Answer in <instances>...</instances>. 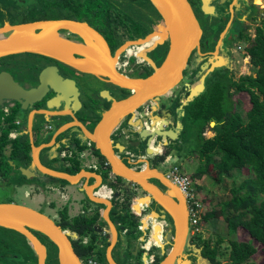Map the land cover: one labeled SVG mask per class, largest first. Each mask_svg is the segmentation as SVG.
Here are the masks:
<instances>
[{
    "label": "flooded vegetation",
    "instance_id": "flooded-vegetation-1",
    "mask_svg": "<svg viewBox=\"0 0 264 264\" xmlns=\"http://www.w3.org/2000/svg\"><path fill=\"white\" fill-rule=\"evenodd\" d=\"M3 1V6H0V13L6 16H13V13L16 11L18 13L24 12L25 8L34 2L33 0H14L11 1V4H9V0ZM128 2L132 5L127 8L125 6H120L118 9L119 12L117 13V15L110 18L111 21L109 22V24H106V21L101 18L96 20L95 23H90L87 20L78 21H84L88 26L93 28L100 35L111 57L114 56V51L118 47H120L118 55L115 57L114 60L110 61L117 71L129 77H145L152 71L151 69V71L146 74L147 68H152V66L151 63L144 58V56L149 58L151 62L156 66L157 64H155L153 54L156 51L158 52L162 49L165 54L168 42L165 41L161 45L155 47L153 50L144 51V55L142 56L140 53L142 49L146 48V44H134L133 42L128 41H136L137 39H143L146 34H148V32L151 30V27L158 20H161L160 15L153 7V11L150 10L149 12H147L146 10H144L141 11V14H138L137 17H134L135 14L131 13L135 12V10L133 9L134 7L138 6V4L137 2H135V0H128ZM187 2L190 5L192 13L200 28L198 48H194L190 51V54L186 59L184 69L181 72L182 76L179 82L171 89L169 94L165 98H163V100H161L163 101L162 104L164 105L158 107L159 112H157V114H155L156 112H151V114L147 113L149 118L147 124L149 125L146 127V131L143 132V128L139 129V122L137 123L135 129L139 130L137 134H132L133 137L131 138L132 142L138 141L137 145L128 146L127 144L129 148L124 147L123 149L130 150L133 153L134 158L132 161H129L125 157V160L122 159L124 162L128 161L138 166L144 164H148L150 166H157L159 164L164 163L167 155L170 153L169 151L171 146L180 144V136L181 134L184 135L186 130L184 128L183 122L185 121V123H187V129L190 128V124L183 117L184 113L181 112V109L183 110V107L187 104L189 100L186 99L189 90L198 84L199 78L204 72L203 70H201V66H204L205 64L206 66H209L211 62L219 65L215 66L204 76L202 81L203 88L200 92H202L205 88L207 77L212 74V76L215 75L219 77L220 84L224 87H227L226 90L231 95L233 93L243 94V92L234 91V86L232 85V82L237 81L238 78L243 74H239L237 77L231 74L230 66L232 60L229 56H232V54H234L236 51L239 52L235 45V42L237 41V35L241 33L250 35L248 33V25L250 23L255 22V26L262 19H264V0H204L203 2L202 0H187ZM119 4L123 5L124 3L119 1ZM123 13H125V15H123ZM20 16H18L17 21H11V19L4 18L2 24L4 22H7L9 24L27 22L21 21ZM2 24H0V26ZM204 24L206 26V29ZM252 29H254V27ZM56 32L58 33L57 35H59L58 37L63 41L70 43L73 42L81 46L86 44L85 38L79 34L73 33L66 29H58ZM155 38L156 36L153 35L147 38L145 41L148 40V43H150ZM114 42L116 44L115 46H113ZM213 51H215V54L213 53ZM19 54L32 55L33 58L30 62L31 66L28 67L25 72L17 73L18 77H15L12 72V67L17 66L18 61L15 56ZM72 55L74 57H79V55H76L75 53H72ZM36 56H40L41 58H36ZM162 58L163 57H161L160 60H162ZM0 59L7 60L0 62V71L8 72L11 75L12 79L18 85L24 88L35 86L37 84L38 71L43 66L48 64L55 65L57 67V73L62 77H70L74 79L76 81V85L79 91L78 98L81 101L80 109L77 110L74 114L76 118L81 121L87 129L92 128L95 122L91 127H89V123H87V121H82V118L86 117L82 116L81 112L83 107L88 103V101L96 99L97 92L100 89H107L109 95L114 99H118L127 95L125 93L126 89L117 88L114 85L106 81L99 80L92 75H90V77H86L83 73H78L67 65L57 60L43 57L38 53L20 52L0 57ZM138 72L140 73L137 74ZM4 90H6L5 85ZM1 92H3V90H1ZM200 92H198L197 94H199ZM234 101L236 105L238 99L236 98L234 99ZM105 102H107V105L104 107L106 108L108 107L110 100L106 101L105 99H103L101 101H98V117H100V112L103 110L102 106ZM234 107L232 104L231 110H233ZM23 111L25 110H20L19 105L16 102L9 101L6 97L2 96L0 100V188L6 187L8 185V178L10 172L13 176L16 175L17 178H22V180L30 181L40 179L42 177H44V180L46 179V177L41 174H38L34 178L26 179L16 169L17 166L25 167L31 163L30 138L32 143L34 144V130H36L37 126L41 124V122H39L40 118H38L39 114L33 113L31 117V125L29 131L27 128V114L29 112V109H26L25 115L21 117V115L18 113H21ZM93 114L91 115V117L88 118L91 121L94 118ZM136 120L137 116L134 117L133 121ZM151 120H155V124L151 125ZM54 121L55 120L53 117L50 122H46L48 128H43L44 131H48L49 129H51L52 124L56 123ZM66 121H70V118L63 117L60 123L62 124ZM10 122L14 124V129L10 128ZM210 122L206 124L203 127V130L201 131V135L204 138H208V136H204L205 127H208L206 129L208 132H213V123L210 124ZM60 123L56 125V128L60 125ZM157 124H160L162 126V131H165L166 129H171L175 134V137L173 139H169L166 136L164 138H161L160 136H156V134H149V132L155 131L157 129ZM15 125L18 127H16ZM120 128L121 126H118V129ZM69 129L70 128L68 127L65 128L64 132L66 134L63 133V135H67ZM191 129V137L188 139L192 140L193 138V141H195V137L193 134L194 125L191 126ZM119 131H117L116 133H118ZM114 133L115 131L112 134ZM138 133L141 135L142 141H140V138H138ZM112 134L109 136L110 138ZM188 135L185 136L188 137ZM23 136H26L27 143L29 144V159L26 161L21 157L10 158L9 153L11 148V142L17 139L23 140L21 139ZM63 138L64 136H60L58 141L54 142V145L56 147L55 156L54 160L51 162L52 164L57 163L59 166L63 165L62 159L61 157H59V150L61 147L68 145V143L70 142V139L63 140ZM69 146L71 145L69 144ZM155 148L158 149V152L153 151ZM141 149L144 150L142 157L139 154V150ZM146 150L152 151V153L146 154ZM114 153L117 154L116 150H114ZM40 155V152H38V161L41 165H45L42 164L40 160ZM161 156H163V158H161ZM10 163L14 165V169L11 168ZM63 167L66 168L68 166L63 165ZM165 177L168 181H170L167 176ZM148 181L156 185V187H158V189H160L162 192L166 193V191H168V189L163 187L157 180L148 179ZM12 185L15 186V183H12ZM51 186L61 188V191L64 192L62 185L57 184ZM114 189L118 192V194L111 199L112 205L107 212L108 218L113 223L112 227H110L108 223L102 220V207L97 208L99 212V217L97 218L96 223H94V225L92 226L91 231H85L84 234L80 235L76 230L67 227L69 229L68 239L70 242V246L74 254L76 255L79 263L111 264V261L114 264H149L147 262V255L148 253H151L149 252L151 249L153 250V254L163 257L170 247L172 237V222L167 212L162 210V208H160L156 204H154L151 197L147 194H140V196H130L131 191H135L134 187L128 185L126 181L122 179L117 182V187H114ZM65 195L68 201V196L66 193ZM133 197H135L136 201L132 204L131 208L129 207V205L130 202L132 203ZM114 203H117V208L114 207ZM138 205L142 207L139 208ZM94 208L95 205L91 204L88 210H83L81 213H74V215H71L69 217L80 214L82 216L91 215ZM58 218L59 215L55 213L54 219L56 220H54L53 218L52 220L57 224ZM122 219L128 221H135V226H123ZM151 224L155 230L153 233V238L149 239L146 242V245L153 243L157 247H151L148 252H145L142 248H140V237H142L144 230L149 228ZM112 228L114 230V235L112 233ZM5 229L10 231V233L8 236L5 233V237L7 238L6 241H4V238L2 236L3 233H0V237H2L3 239V242H0V244L3 245L2 247H4L0 248V264H36V254L30 247V250L25 253L23 245L21 244L18 236L19 233L12 229ZM30 231L44 246L43 264H58L57 250L53 243H51L44 235L34 230ZM193 241L194 239L187 228V236L185 239L183 250L181 251V255L174 262V264H200V262L196 260V252L193 251L191 245L193 244L200 250L201 247L200 245H195ZM14 242H16V244H14ZM8 243H10V245H8ZM109 245L110 247L107 251V247ZM160 260H158L156 264H158ZM9 261L11 263H8Z\"/></svg>",
    "mask_w": 264,
    "mask_h": 264
},
{
    "label": "water",
    "instance_id": "water-1",
    "mask_svg": "<svg viewBox=\"0 0 264 264\" xmlns=\"http://www.w3.org/2000/svg\"><path fill=\"white\" fill-rule=\"evenodd\" d=\"M149 1L162 19L151 27L143 39L128 42L146 44V48L142 49L140 53L142 56L144 51L153 50L165 41L168 42V45L158 66H155L149 58L144 56L152 66V71L145 77H129L117 71L110 61L118 55L120 47L114 51V56L111 57L100 35L84 21L67 18L40 19L14 24L4 22L0 26V35H3L0 39V57L20 52L38 53L43 57L57 60L78 73L92 75L117 88L129 91L126 96L114 99L109 95L107 89H100L96 99L88 101L81 112L82 116L89 118L93 113L99 112H97L98 101L110 100L108 107L100 112V117L92 128L87 129L74 114L81 107L76 81L70 77L59 75L57 67L53 64L43 66L38 71L37 84L28 88L18 85L8 72L0 71V100L3 96L9 101L16 102L20 110L29 109L27 114L29 131L33 113L41 116L39 122L43 123L42 127L53 117L56 123H60L63 117L70 118V121L60 123L54 131L53 138L63 135L64 129L68 127L70 129L67 135H64L63 140L78 139L80 144L88 139L93 144L92 149H96L104 158L114 177L126 181L128 185L134 187L136 192L147 194L154 204L167 212L172 222V237L168 251L158 264H174L181 255L187 236V209L183 195L176 185L166 179L164 173L156 165L144 164L135 169L128 167L126 162L114 153V150L116 152L124 151L125 145L121 141H125L128 146L137 145L138 141H131L132 134H137L140 128H143V132L146 131V127L149 125L147 124L148 114L159 112L158 107L164 105L161 100L179 82L190 51L198 48L200 28L187 0H155L164 14L159 11L152 0ZM58 29H66L81 35L85 38L86 44L81 46L61 40L57 36ZM153 35L156 36L153 41L150 43L148 40L145 41ZM72 53L79 57H74ZM213 53L215 54V51ZM215 66L219 65L211 62L209 66L206 64L201 66V70L204 72L201 74L198 84L189 90L186 99L192 98L202 90L204 76ZM4 85L6 90H4ZM181 112H183L182 109ZM135 116H137V120L133 121ZM138 122L139 129H135ZM212 123L210 122V124ZM150 124H155V120H151ZM118 126L121 128L116 133V141H114L109 136L118 129ZM161 127L160 124H157V129L149 134H156L161 138L166 136L169 139L175 137L171 129L162 131ZM138 138L142 141L139 133ZM30 142L31 163L25 167L17 166V171L26 179L41 174L48 178L63 180L68 184H77L83 175L91 173L93 177H97L98 182L94 185L83 184L82 187H79V191H83L86 198L94 205H102V220L112 227L113 223L107 215L112 205L111 199L99 198L92 194V190L98 187L103 179L107 185H111L112 180L83 169L69 174L57 169L59 167L57 163L52 164L51 168L41 165L38 161V152L42 148L53 146V142L51 145L47 143L34 145L31 138ZM143 153V149L139 150L141 157ZM145 153L151 154L152 151L146 150ZM10 166L14 169L12 163ZM148 179L157 180L168 191L162 192ZM117 194L118 192L115 191L112 197L114 198ZM0 226L12 229L24 237L37 256L36 264H43L44 246L30 230L44 235L53 243L57 250L58 264H80L70 246L69 229L61 228L51 217L34 208L14 202H0ZM112 233L114 235L113 228ZM110 245L107 247V251ZM191 246L196 252V260L200 264H212L200 255L198 247L193 244ZM110 263L114 264L111 261Z\"/></svg>",
    "mask_w": 264,
    "mask_h": 264
},
{
    "label": "trees",
    "instance_id": "trees-1",
    "mask_svg": "<svg viewBox=\"0 0 264 264\" xmlns=\"http://www.w3.org/2000/svg\"><path fill=\"white\" fill-rule=\"evenodd\" d=\"M11 1L14 0H9V4ZM33 1L24 12H19V14L16 11L13 16L21 15V21L69 18L87 20L90 23H95L101 18L109 24L111 15H117L120 6L127 8L132 5L128 0ZM119 1L124 4L120 5ZM237 40L245 42L244 50L248 55L251 72L241 75L237 81L232 82V85L234 91L246 94L249 107L244 110L243 114L239 110H231L226 106L224 108L223 100L226 98L227 87L221 85L219 77L212 76V74L207 77L204 90L189 99L183 107V117L190 127L194 125L193 150L203 162L193 172L192 178H200L209 170L213 172L217 181H221L224 176L232 175L233 171L239 173L244 167L249 173L243 176L236 186L229 189L228 198L220 201L217 208H210L204 212L200 218L204 222L220 218L226 228L227 244L221 247L220 237L210 244L209 239L201 238L199 232L192 234L194 244L201 247V256L212 264H220L217 257L222 254L223 249L227 250L226 259L229 264H251L249 258L257 249L253 246V241L259 243L264 252V19L254 26L252 36L241 33L237 35ZM125 93L128 94L129 91L125 90ZM238 101L239 105L243 102L239 99ZM210 121L213 122V135L204 138L201 131ZM76 147L79 150L82 149L80 144H76ZM28 150L29 144L24 136L23 140H19L18 143L11 142L9 157H21L27 161L29 159ZM93 152L100 162L104 161L96 149ZM70 162L71 165L61 171L73 174L80 169L75 156L70 159ZM106 168L108 170V166ZM114 179L121 180L119 177H114ZM111 185L117 187V182H112ZM85 199L90 202L86 197ZM99 207L102 205L95 204L93 212L88 216L80 214L69 217L65 209L58 211L57 224L61 228H72L82 235L85 231H91L96 223L99 217L97 210ZM114 207H118L117 203H114ZM122 222L123 226H135V221L122 219ZM240 228L248 234L247 240L235 238V233ZM0 229L5 228L0 227ZM18 236L27 253L30 250L29 246L22 235L18 234ZM0 242H3L2 237H0ZM161 258L162 256L154 254L152 263L156 264Z\"/></svg>",
    "mask_w": 264,
    "mask_h": 264
},
{
    "label": "rangeland",
    "instance_id": "rangeland-1",
    "mask_svg": "<svg viewBox=\"0 0 264 264\" xmlns=\"http://www.w3.org/2000/svg\"><path fill=\"white\" fill-rule=\"evenodd\" d=\"M3 0H0V6H3ZM137 2L138 6L134 7L133 10L135 12H132L131 14H135L134 17H137L138 14H141V11L146 10L149 12L150 10L153 11V5L149 0H135ZM140 11V12H138ZM113 17V15H111ZM11 19V21H17L18 16H10V15H3L0 13V24H2L3 19ZM160 19H162L160 17ZM160 21V20H158ZM157 21V22H158ZM246 23V22H244ZM255 23V22H254ZM254 23H250L248 25L249 27V36H252L253 32V27ZM205 26V24H204ZM206 29V26H205ZM252 34V35H251ZM245 44L244 41L237 40L235 42L236 48L237 46L243 47ZM115 42L113 46H115ZM235 47V46H234ZM157 52V51H156ZM155 52V53H156ZM155 53L153 54V57L155 59V64L156 66L159 65L161 62V57L163 55V49L159 50L156 55ZM233 56V57H232ZM232 56H229L231 61V74L235 77H237L239 74H248L250 71V64L248 57H245L242 53L236 51ZM15 58L18 61L17 66L12 67L13 68V74L15 77H18L17 73H23L26 71L28 67L31 66L30 62L31 59L33 58L32 55H27V54H19L16 55ZM36 58H41L40 56H36ZM3 59V58H2ZM1 61H7V60H2ZM151 67L147 68L146 74L151 71ZM16 73V74H15ZM84 76L90 77V75L84 74ZM230 92V91H229ZM228 93L226 90V98L223 100L224 108L225 106L230 109L235 105L234 99H239L240 101L242 100V104L239 105V101L237 102V106L235 105L234 109L239 110L242 114L244 110H246L249 107V103L247 101V96L246 94H241V93H233L232 95ZM232 96V97H231ZM107 105V102L104 103L102 106V109H105L104 107ZM244 106V108H243ZM107 108V107H106ZM25 111L18 113L23 117L25 115ZM98 113H94L93 116L94 118L92 119L91 123L88 125L91 127L94 122H96L99 117L97 115ZM44 122V121H43ZM59 123V122H58ZM58 123L52 124L51 129L48 131H44L42 127V122L39 124L34 130V136L37 135L39 132H44L45 134V139L49 137V135L54 131L56 125ZM185 130V134H181L180 136V144L179 145H173L170 147V153L167 155L165 161L163 164L157 165L158 169L165 173L171 165H177L179 167V170L183 172L185 175L189 176V179L191 180V188L194 193V199L197 201L199 205V210L200 212H206L210 208H217L218 203L222 201L223 199H226L230 196V188L233 186H236L239 182V180L245 176L248 175L247 169L244 167L240 170L239 173L236 171L232 172V175L230 176H224L222 177L221 181L215 180V177L213 175V172L209 170L208 172L204 173L201 175L200 178H192L193 172L199 168L203 162L202 159H200L196 151L193 150V138L188 139L191 137L192 129L186 128L185 121L183 122ZM10 128L14 129V124L12 122L9 123ZM16 126V125H15ZM18 127V126H16ZM208 127H205V133L204 136H212L213 132L212 131H207ZM120 129H117L114 134H112L111 138L116 141V132L119 131ZM191 131V133H190ZM189 134V135H188ZM185 135H188L186 137ZM24 136L21 138L23 139ZM15 143L19 142V139L14 141ZM35 142L38 143L39 139H35ZM124 143L126 148H129L127 146V143L125 141H121ZM86 148V147H84ZM119 157L125 160V156L123 152H117ZM13 158V157H12ZM40 160L42 164H46L44 166L51 168L52 163H50L43 155H40ZM126 165L128 167H133L137 169L139 167L138 165L131 163V162H126ZM86 169V167H84ZM57 169H62L65 170L66 168L63 167V165L59 166ZM72 172V170H71ZM98 173L101 174L102 176H105L106 172L103 170H98ZM113 182H118L116 179H112ZM32 182V183H30ZM104 182V179H103ZM12 183H15V186L12 185ZM20 183V184H19ZM56 183H63L64 184V192L68 196V201L63 200L58 197L56 192L54 190H50L48 187L51 185H55ZM49 185V186H45ZM140 193L136 191H131V195H139ZM83 194L79 192L75 187H72L70 184L66 182H61L60 180L49 178L45 179L42 177L40 179L36 180H22V178H17L16 175L13 176L12 173L10 172L9 178H8V185L6 187L0 188V202H14L18 204H23L26 206H29L31 208H34L47 216L51 217L54 219L55 213L58 214V211H61L65 209L66 215L69 213L74 214L77 210L82 209V210H88L89 206H91L92 203L86 201V199L82 196ZM56 220V219H54ZM198 231L201 234V238L203 239H209V243L212 244L216 238L220 237L221 239V247L223 245L227 244V238H226V228L224 225V222L220 219H210L209 222H204L200 219L199 225H198ZM0 233H3V238L4 241H6L5 233L8 236L10 231L6 229H0ZM189 233L192 235V233L189 231ZM1 236V235H0ZM248 234L246 231L242 230L241 228L237 230L235 233V238L237 240H247ZM15 244V242H14ZM253 246H256L255 252L250 256L249 261L251 264H262L264 262V252L261 250V245L255 241L252 242ZM10 245V243H8ZM3 245L0 244V248ZM17 246V245H16ZM149 252H153L151 249ZM227 256V250L223 249L222 254H220L217 259L219 260L220 264H229L228 260L226 259ZM8 263H11L10 261ZM3 264V263H1Z\"/></svg>",
    "mask_w": 264,
    "mask_h": 264
},
{
    "label": "built area",
    "instance_id": "built-area-1",
    "mask_svg": "<svg viewBox=\"0 0 264 264\" xmlns=\"http://www.w3.org/2000/svg\"><path fill=\"white\" fill-rule=\"evenodd\" d=\"M237 49L239 50L240 53L243 54L244 59H245V57H248V55H246V53H245L244 45H243V47L237 46ZM43 128L44 129L48 128V125L45 123ZM80 145H83V148L81 150H78V152H77L78 158H84L86 156L92 155L93 150H94V149H92L93 144L88 139L81 142ZM84 147H86V148H84ZM75 148H76L75 146H73V147L69 146V143H68V145L60 148L59 157H61L62 162H64V164L69 165L70 159H72L74 156L73 150H76ZM123 153H124V156L129 161L133 160L134 155L130 150H124ZM106 166H108V165H107L106 161L104 160L101 162L99 161L97 163H95V162L91 163L89 167H91L92 169L98 168L100 170H103L106 172L105 176H103V177L109 178L110 180L114 179V175H112V173L110 172L109 169L107 170ZM165 176H167L169 178V180L174 185H176V187L179 189V191L181 192V194L184 197V200L186 202V208H187V228H188V230L192 234L197 232L199 230L198 225H199L200 218H201V215L203 214V212H200L199 205H198L197 201H195V199H194L195 196H194L193 190L190 186L191 180L189 179V176L185 175L183 172H181L179 170V167L176 164L168 167L167 171L165 172ZM48 188L50 190H54L59 198L67 201V197H66L65 193L61 191L62 190L61 188L53 187V186L48 187ZM114 191H115V189L112 185H107L106 182L102 181V182H100V185L98 187H96L94 190H92V194L95 195L96 197L110 200L113 198L112 194L114 193ZM135 201H136V199H135V197H133L132 203L130 202L129 207L132 208V204ZM138 207L141 208L142 206L138 205ZM82 211H83L82 209H79L75 213H77V212L81 213ZM154 230L155 229L151 224L149 226V228L144 230L142 237H140V248H142L145 252H148L151 247H157L153 243L146 245V242L149 239L153 238ZM153 255H154L153 252L148 253V255H147V262L149 264L152 263Z\"/></svg>",
    "mask_w": 264,
    "mask_h": 264
},
{
    "label": "crops",
    "instance_id": "crops-1",
    "mask_svg": "<svg viewBox=\"0 0 264 264\" xmlns=\"http://www.w3.org/2000/svg\"><path fill=\"white\" fill-rule=\"evenodd\" d=\"M38 118H41V116L38 115ZM82 119H83L82 121H87V123H89V124L91 123V120H89L88 118H82ZM65 120H68V119H65ZM55 130H56V127H55L54 131ZM54 131L46 139H45L44 132H39L37 135H35V139L38 138L39 139V142L38 143L34 142V144H44V143H47L48 145H51L52 142H53V146H51L49 148L48 147L42 148L39 151L40 154L43 155L50 163L54 160V156H55V148L56 147L54 145V142L58 141V139L60 137V136H55V138H53ZM29 136H30V134H29ZM61 136H64V135H61ZM52 138H53V140H52ZM69 144L71 146L74 144V146L76 147V144L79 145V140L78 139H72V138H70ZM81 146L83 148V145H81ZM75 149L76 150H73V155L76 157L80 169L86 170L87 172H92V173L99 174L98 173V170L100 171V169H98V168L92 169L91 167H89L91 163H94V162L97 163V162H99L98 156L95 155L94 152H93L91 156H86L84 158H78L77 157V152H78L79 149H77V147ZM70 163L71 162H69V165H71ZM62 164L64 166H69V165L64 164V162ZM84 167H86V169ZM46 179H49V178L46 177ZM97 182H98L97 177H93L91 173H87V174H85V175L82 176V178L78 181L77 184H70V185L72 187H75L79 191V187H82L83 184H93L94 185ZM57 184L62 185V187L64 189V184L63 183H56L55 185H57ZM79 192H81L83 194L82 195L83 197H86V195L84 194L83 191H79ZM71 215H74V214H71ZM71 215L69 213L67 214V216H71Z\"/></svg>",
    "mask_w": 264,
    "mask_h": 264
},
{
    "label": "bare ground",
    "instance_id": "bare-ground-1",
    "mask_svg": "<svg viewBox=\"0 0 264 264\" xmlns=\"http://www.w3.org/2000/svg\"><path fill=\"white\" fill-rule=\"evenodd\" d=\"M152 1H153V3L158 7L157 2H156L155 0H152ZM158 8H159V11H160L162 14H164L163 11H162V9H161L160 7H158ZM57 36H59V35H57ZM2 37H3V35H0V39H1ZM168 93H169V92H167L166 95H167ZM112 129H113V126H112ZM150 129H151V128H150ZM153 151H155V152L157 151V152H158V149H156V150L154 149ZM71 235H73V234H71Z\"/></svg>",
    "mask_w": 264,
    "mask_h": 264
}]
</instances>
